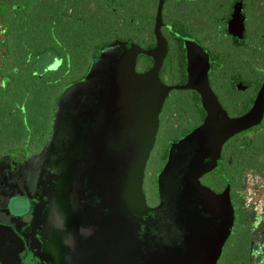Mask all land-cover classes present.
<instances>
[{
	"label": "water",
	"instance_id": "water-1",
	"mask_svg": "<svg viewBox=\"0 0 264 264\" xmlns=\"http://www.w3.org/2000/svg\"><path fill=\"white\" fill-rule=\"evenodd\" d=\"M189 48L183 86L162 84L158 66L137 73V47L116 40L59 94L50 136L24 190L42 198L34 205L36 218L59 223V264H215L220 257L230 233L229 200L199 178L218 166L216 153L245 120L224 113L208 87L207 62ZM162 49L159 43L151 54ZM172 89L195 90L202 103L214 104L215 153L206 140L207 115L170 151L158 175L160 203L148 208L144 170ZM10 160H1L0 170Z\"/></svg>",
	"mask_w": 264,
	"mask_h": 264
},
{
	"label": "flooded vegetation",
	"instance_id": "flooded-vegetation-1",
	"mask_svg": "<svg viewBox=\"0 0 264 264\" xmlns=\"http://www.w3.org/2000/svg\"><path fill=\"white\" fill-rule=\"evenodd\" d=\"M0 23L1 68L5 27ZM163 35L168 53L166 75H161L162 66L159 70L161 83L185 85L187 48L199 49L209 65L208 87L221 109L233 120L245 119L239 124L242 131L221 147L218 166L199 178L212 193L227 195L232 212L230 233L215 264H264V0H170ZM154 62V57L139 54L136 72L145 73ZM167 75L171 81L163 78ZM7 81L0 69V91ZM55 110L56 102L46 135L29 133L0 156V162L14 159L0 170V264H59V223L44 222L39 213L36 218L34 205L42 198L24 191L50 136ZM206 114L195 90L172 89L166 96L144 170L148 208L160 203L158 175L170 151L203 124Z\"/></svg>",
	"mask_w": 264,
	"mask_h": 264
},
{
	"label": "trees",
	"instance_id": "trees-1",
	"mask_svg": "<svg viewBox=\"0 0 264 264\" xmlns=\"http://www.w3.org/2000/svg\"><path fill=\"white\" fill-rule=\"evenodd\" d=\"M169 1L0 0L5 27L0 69L8 80L0 91V156L24 142L29 133L47 134L58 95L84 76L92 58L109 43L118 40L127 48L136 46L137 56L154 57L147 71L158 66L159 78L162 66L161 75H166L163 33ZM153 40L155 47L150 48ZM159 43L162 51L151 54ZM196 51L202 56L201 50ZM208 70L209 65L206 75ZM163 78L171 81L169 75Z\"/></svg>",
	"mask_w": 264,
	"mask_h": 264
},
{
	"label": "rangeland",
	"instance_id": "rangeland-1",
	"mask_svg": "<svg viewBox=\"0 0 264 264\" xmlns=\"http://www.w3.org/2000/svg\"><path fill=\"white\" fill-rule=\"evenodd\" d=\"M0 28H3V25H1V23H0ZM191 48H189L188 49V51L190 50ZM204 104V103H203ZM205 106H207V108H208V111L206 112L207 114H206V116L208 115V124H206V126L207 127H205V129H207V134H206V140H208V138H209V141H211V147H210V150H212V153H215V146H214V135L213 134H211L212 133V130H213V125L214 124H217L218 123V120H217V118H215L214 116H213V114L216 112L215 111V107H214V104L213 103H211V102H207V104H204ZM245 120V119H244ZM252 121V120H251ZM243 123H245L244 121H243ZM214 126H216V125H214ZM247 128H243V131L244 130H246ZM241 131H242V129H241ZM216 154H219L220 155V150H219V153H216Z\"/></svg>",
	"mask_w": 264,
	"mask_h": 264
}]
</instances>
